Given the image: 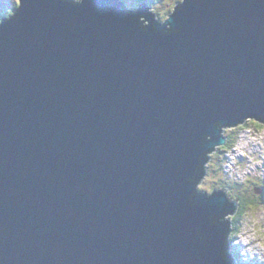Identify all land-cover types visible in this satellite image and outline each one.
Instances as JSON below:
<instances>
[{
    "label": "water",
    "instance_id": "95a60500",
    "mask_svg": "<svg viewBox=\"0 0 264 264\" xmlns=\"http://www.w3.org/2000/svg\"><path fill=\"white\" fill-rule=\"evenodd\" d=\"M126 11L24 0L0 26L3 264H225L222 193L183 190L214 121L264 116V0H187L168 36Z\"/></svg>",
    "mask_w": 264,
    "mask_h": 264
},
{
    "label": "clouds",
    "instance_id": "9594fccd",
    "mask_svg": "<svg viewBox=\"0 0 264 264\" xmlns=\"http://www.w3.org/2000/svg\"><path fill=\"white\" fill-rule=\"evenodd\" d=\"M64 2L82 6L85 0ZM142 2L147 7L139 14L140 0H125L126 15L130 20L135 17L132 22L142 33L151 30L168 36L179 31L172 17L187 0ZM23 5L24 0H0V26L19 19ZM212 129L201 134L191 173L186 177L188 189L183 191L188 192V205L202 207L198 197L208 199L222 193L224 203L208 216L212 227L222 228L219 258L225 264H264V116L249 114L235 122L217 120ZM233 204L229 211L227 205ZM197 236L206 241L203 232Z\"/></svg>",
    "mask_w": 264,
    "mask_h": 264
},
{
    "label": "rangeland",
    "instance_id": "374dc122",
    "mask_svg": "<svg viewBox=\"0 0 264 264\" xmlns=\"http://www.w3.org/2000/svg\"><path fill=\"white\" fill-rule=\"evenodd\" d=\"M140 3H143L142 0H140ZM124 4H125V0H124ZM257 191H260L259 189H257Z\"/></svg>",
    "mask_w": 264,
    "mask_h": 264
},
{
    "label": "bare ground",
    "instance_id": "6f19581e",
    "mask_svg": "<svg viewBox=\"0 0 264 264\" xmlns=\"http://www.w3.org/2000/svg\"><path fill=\"white\" fill-rule=\"evenodd\" d=\"M122 1H124V0H122Z\"/></svg>",
    "mask_w": 264,
    "mask_h": 264
}]
</instances>
